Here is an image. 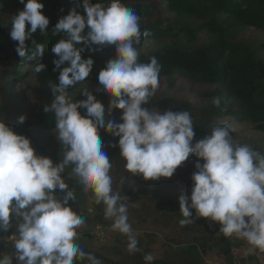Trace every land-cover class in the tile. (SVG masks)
Masks as SVG:
<instances>
[{"label": "clouds", "instance_id": "clouds-1", "mask_svg": "<svg viewBox=\"0 0 264 264\" xmlns=\"http://www.w3.org/2000/svg\"><path fill=\"white\" fill-rule=\"evenodd\" d=\"M20 2L23 9L10 18V38L17 42L20 57L39 61L33 71L40 73L46 67L40 62L45 47L33 34L37 30L47 34L49 18L41 11V0ZM83 8L86 15L73 8L52 29L53 35L63 33L51 48L58 57L54 64L56 68L68 64L52 85L54 99L44 111L54 114L63 158L53 163L50 157L38 155L28 137L0 119V231L7 232L15 224L16 234L10 238L16 260L19 264H75L87 259L89 264H102L76 243L77 229L86 221L69 205L77 197L62 176L68 165L83 193H91L96 204L104 205L105 219L113 221L112 230L128 237V252L138 251L127 208L118 203L120 195L112 189V165L103 150L101 129L119 137L113 146L119 147L125 168L145 180L170 178L190 155L197 157L191 194L179 197L184 217L179 223L208 218L219 223L225 237L243 239L250 251L264 253V154L234 142L227 125H214L210 134L193 143L195 132L188 111L159 112L144 107L159 88L161 66L155 57L148 63L139 61L137 45L149 35L140 30V16L121 0H109L106 5L83 0ZM28 40L32 42L30 56ZM81 42L114 47V56L99 70L97 91L110 97L109 114L122 110V122L105 121L103 104L86 89V99L73 101L67 96L70 87L86 81L93 67V59L82 58L84 49L76 47ZM213 103L219 107L220 99ZM80 108L86 110L85 115ZM25 119L21 115L20 123ZM57 189L64 193L62 197L56 195ZM153 259L151 254L144 256L149 264ZM0 264H13V257L0 255Z\"/></svg>", "mask_w": 264, "mask_h": 264}, {"label": "trees", "instance_id": "trees-1", "mask_svg": "<svg viewBox=\"0 0 264 264\" xmlns=\"http://www.w3.org/2000/svg\"><path fill=\"white\" fill-rule=\"evenodd\" d=\"M70 1L41 0L44 4L43 14L49 18L47 34H41L37 30L33 34V38L45 47L44 54L40 58V62L46 66L45 70L36 73L37 79L42 83H58L59 72L68 64L65 62L60 68H56L54 64L58 57L51 52V48L63 36V33L53 35L52 29L58 20L67 15L73 8L80 14L86 15L83 7H73ZM160 1L170 12L176 15V18L173 21H166L163 28L157 25H147L140 26V30L149 33L148 36H162L170 31L179 33L184 37L185 46H167L155 51L150 56L140 55L139 61L148 63L152 57H155L161 66L158 79L163 76L166 77L169 85H172L177 77H185L191 83L206 84L213 87L210 92L204 94L203 99L196 105L199 112L193 116L197 118V122L193 124L195 132L193 143L210 134L214 125H222L228 120L248 122L258 132L264 134V58L259 54L258 47L237 39L238 34L245 27L264 31V0ZM90 2L106 5L109 0H90ZM121 2L124 6L132 8L140 18L145 14H150L154 8V6L150 7L149 4H146V0H121ZM0 7L4 9L22 8L24 4L20 0H0ZM10 30L11 28L5 23L0 22V66L8 68L6 77L19 80L24 75V71L21 70L22 65L27 64L35 67L39 61L20 57L17 54V42L10 38ZM87 31L86 26L84 34ZM199 32L208 34L206 47L199 48L194 45L198 41L197 34ZM26 44L29 48L27 55L30 56L31 40L26 41ZM76 47L84 49L82 58L91 57L94 61L86 81L98 84L99 70L104 68L106 64L98 63L94 58L97 46L84 45L81 42ZM92 94L103 105H109L110 97L102 91H95ZM217 97L220 99L219 107L213 103ZM1 100L0 119H3L18 134L28 137L38 155L48 156L53 160V163H59L60 159L63 158V146H55L41 140L35 141L31 136V132L37 129H54V114L39 113L32 120L20 123L19 117L23 113L17 108L9 109L7 104ZM144 107L149 110L189 112L195 107V103L191 104L187 101L174 100L168 96L155 94ZM79 111L81 115L86 113L84 108H80ZM99 135L104 144L103 150L110 161L117 165V160L120 157L119 147L113 146L118 145L117 137H113L103 129L100 130ZM197 160V157L190 155L185 162L177 167L174 175L184 183H192L191 176L196 171L195 163ZM200 162L203 163L202 159ZM62 176L64 178V173ZM57 191L61 195L64 194L59 189ZM162 204L168 208L166 201H163ZM95 205L97 208L99 204L95 203ZM193 214L195 215L194 212ZM223 247L230 248V242L226 241ZM192 248L190 246L182 250L185 252ZM84 251L90 253L88 250ZM224 253L228 254L229 252L225 250ZM92 254L101 262L104 261L103 264H120V262L112 261L101 254ZM138 255L141 256L139 264H149L144 260L145 254L140 253ZM153 258L150 264H181L171 255L169 257L160 255ZM84 264H89L87 259L84 260ZM184 264L206 263L198 255Z\"/></svg>", "mask_w": 264, "mask_h": 264}, {"label": "rangeland", "instance_id": "rangeland-1", "mask_svg": "<svg viewBox=\"0 0 264 264\" xmlns=\"http://www.w3.org/2000/svg\"><path fill=\"white\" fill-rule=\"evenodd\" d=\"M150 7L154 6L150 14L140 18V26L157 25L163 28L166 21H173L176 15L170 12L160 0H146ZM73 7H83L82 0H71ZM149 7V8H150ZM22 8L4 9L0 7V22L11 28L10 18L17 14ZM43 12V10H41ZM198 21L196 20V23ZM30 26V25H28ZM198 41L194 44L199 48L206 47L208 43L206 32L197 34ZM184 37L181 34L170 31L162 36H143L137 45L140 55L150 56L167 46H185ZM238 40L245 41L258 47L259 54L264 58V31L245 27L237 36ZM115 54L114 47H97L94 58L98 63L106 64ZM139 55V56H140ZM34 66L22 65L24 75L19 80L8 78V68L0 66V100L7 104V107L17 108L30 121L36 114L46 113L45 106L50 105L54 99L52 85L40 82L33 71ZM98 84L83 82L75 87H70L67 96L73 101L82 100L86 97L83 93L97 91ZM213 87L206 84H194L185 77H177L172 85H169L166 77L159 78V88L156 95L168 96L174 100L195 103L192 111H189L193 124L197 118L193 117L199 112L197 104L203 99L204 94L211 91ZM105 108V121L113 119L121 121L122 110L113 109L108 112L109 105ZM150 111H160L150 109ZM175 111V110H171ZM181 111V110H178ZM51 114V112H48ZM53 114V113H52ZM84 113L83 115H85ZM222 125H227L234 142L248 144L264 154V134L258 132L252 125L245 121L228 120ZM55 129V128H54ZM54 129H37L31 132L35 141L41 140L52 145H61L57 139ZM32 139V140H33ZM119 137H117L118 143ZM115 165L110 161L112 167L110 176L112 178L113 192L120 195V201L127 208L128 222L132 226L135 239L138 241V251L128 252V237L111 228L112 220L105 219L104 205L99 204L96 208L91 194H84L80 185L71 176V165L66 166L64 172L65 182L69 188L76 193V201H69L73 211L85 218V225L77 229L78 237L76 243L83 250L91 254L97 253L120 264H139L142 254H151L153 257L164 255L176 258L181 264L193 260L196 256L206 264H264V253L258 250H251V246L243 239L225 237L219 232L220 225L208 218H193V222L181 225L179 221L184 219L179 211L180 195L191 194L192 183H184L174 174L170 178L160 177L157 180H145L142 175H133L125 168V160L120 156ZM56 195L63 196L55 190ZM168 203V208L162 204ZM194 212V210H193ZM182 216V217H180ZM16 234L15 224L7 232L0 231V255H11L13 264H19L15 258L13 241L10 238ZM226 241L230 242V248L223 247ZM193 248L183 251V248ZM228 250V254L224 253ZM189 252V253H188ZM85 260V259H84ZM84 260H77L75 264H84ZM104 262V261H102ZM103 264V263H102Z\"/></svg>", "mask_w": 264, "mask_h": 264}]
</instances>
